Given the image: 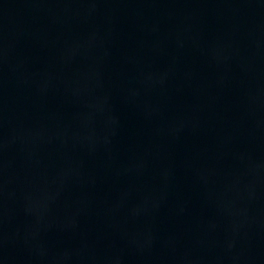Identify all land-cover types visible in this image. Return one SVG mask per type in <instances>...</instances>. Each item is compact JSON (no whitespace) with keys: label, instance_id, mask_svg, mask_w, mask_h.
<instances>
[{"label":"water","instance_id":"95a60500","mask_svg":"<svg viewBox=\"0 0 264 264\" xmlns=\"http://www.w3.org/2000/svg\"><path fill=\"white\" fill-rule=\"evenodd\" d=\"M0 264H264V0H0Z\"/></svg>","mask_w":264,"mask_h":264}]
</instances>
